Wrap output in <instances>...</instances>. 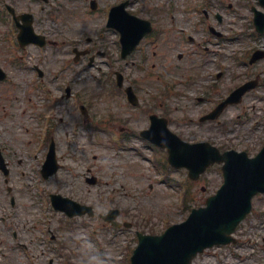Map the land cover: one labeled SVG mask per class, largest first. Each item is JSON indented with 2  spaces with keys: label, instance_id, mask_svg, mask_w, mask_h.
<instances>
[{
  "label": "rangeland",
  "instance_id": "rangeland-1",
  "mask_svg": "<svg viewBox=\"0 0 264 264\" xmlns=\"http://www.w3.org/2000/svg\"><path fill=\"white\" fill-rule=\"evenodd\" d=\"M90 1L50 0L44 5L38 0H0V65L12 77V83L0 86V96L8 99L0 105L1 112L7 106L0 113V149L10 162L9 183L0 171V264H130L138 245L136 230L160 235L186 220L193 208L204 206L223 183L221 166L208 169L198 182L190 181L185 169L170 166L167 177L157 163L165 161L166 153L139 137L153 112L170 116V126L181 128L189 142H210L250 156L264 147V59L248 64L254 51L264 49V35L253 34L251 8L264 11L257 0H215L212 10L206 0H129V11L153 21L158 34L125 59L118 33L106 26L105 13L124 0H97L96 11ZM7 3L18 13H33L36 30L51 44L44 50H18L12 21L4 13ZM208 23L225 34L223 40L209 35ZM4 37L12 50L10 61L1 51ZM150 41L156 45H148ZM91 47L94 63L91 55L75 62V48ZM193 50L197 54L190 56ZM180 53H185L183 60ZM34 65L45 72L43 81ZM116 72L136 90L139 107L125 102L122 90L110 82ZM257 76L261 85L241 105L228 107L219 122L200 121L209 104L195 96L210 91L215 101ZM213 84L218 92L210 89ZM68 85L74 93L69 100L60 97ZM57 100V111L50 110ZM40 114L47 126L55 121L50 137L62 165L48 180L41 175L46 145L40 132L46 128L38 129ZM121 134L126 141L119 143ZM87 177H96L97 183L89 184ZM52 193L90 205L96 215L69 218L50 206ZM111 208L121 211L120 221L133 228L117 231L102 221L98 215ZM237 237V247L214 248L193 264H264V195L254 198ZM225 251H234L236 257L221 258Z\"/></svg>",
  "mask_w": 264,
  "mask_h": 264
},
{
  "label": "water",
  "instance_id": "water-1",
  "mask_svg": "<svg viewBox=\"0 0 264 264\" xmlns=\"http://www.w3.org/2000/svg\"><path fill=\"white\" fill-rule=\"evenodd\" d=\"M257 18L258 29L263 31L264 15ZM246 89L239 90L234 98ZM167 134L171 137L167 135L172 164L189 167L191 176L198 177L210 164L224 162L225 183L207 201V207L194 210L186 222L171 227L161 237L140 236L133 264H189L205 248L230 243V235L251 210L252 197L264 192V150L254 159L233 151L220 155L207 144L189 145Z\"/></svg>",
  "mask_w": 264,
  "mask_h": 264
},
{
  "label": "flooded vegetation",
  "instance_id": "flooded-vegetation-1",
  "mask_svg": "<svg viewBox=\"0 0 264 264\" xmlns=\"http://www.w3.org/2000/svg\"><path fill=\"white\" fill-rule=\"evenodd\" d=\"M3 99V98H2ZM4 109H6V106H4Z\"/></svg>",
  "mask_w": 264,
  "mask_h": 264
}]
</instances>
